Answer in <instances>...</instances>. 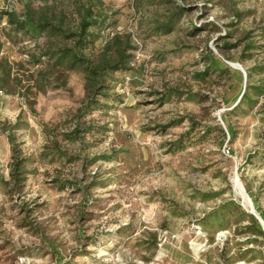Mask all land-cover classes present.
<instances>
[{
  "label": "rangeland",
  "instance_id": "rangeland-1",
  "mask_svg": "<svg viewBox=\"0 0 264 264\" xmlns=\"http://www.w3.org/2000/svg\"><path fill=\"white\" fill-rule=\"evenodd\" d=\"M82 3L0 0V264H264L237 190L264 211V0L93 1L104 28L86 53L114 32L134 50L86 114L83 71L38 57L71 39L14 30L3 14L45 6L74 32ZM211 52L251 77L213 72ZM244 86L250 100L233 108ZM9 131L23 183L10 178Z\"/></svg>",
  "mask_w": 264,
  "mask_h": 264
},
{
  "label": "trees",
  "instance_id": "trees-1",
  "mask_svg": "<svg viewBox=\"0 0 264 264\" xmlns=\"http://www.w3.org/2000/svg\"><path fill=\"white\" fill-rule=\"evenodd\" d=\"M93 1L96 0H86V3L80 4L78 14L79 19L77 28L74 32H71L69 29H61L59 26H57V24L51 19V13H49L50 8H45V6L39 7L38 9L28 6L25 9V15L23 18H19L14 11L3 12L7 18L8 24L14 30H21L32 34L46 32L51 35H59L62 38L71 39L72 43L70 46L61 49L59 48L53 53L41 52L38 54V57H47V63L52 64L53 68H60L65 71H71L75 69H80L83 71L87 101L85 104V109L82 111L84 114L87 113L86 110L89 109L91 104L92 106L97 105L98 100L93 98L94 94L103 93L104 96L107 95L104 91H106L108 88L107 78L111 73L130 69L129 63L132 57L131 51L134 50L132 39L129 33L114 32L105 40L104 44L96 54L88 55L86 53V49L93 45L94 42L99 38V33H94L92 28L98 27L99 25H101L100 30L104 28V26H102L104 19L98 17L95 14ZM162 26L169 30L172 25L171 22L165 21ZM222 46H230V44L225 43ZM250 48L251 44L246 45L247 50H250ZM218 53L221 56L223 55L221 52ZM38 57L35 62L39 61ZM209 59V65L211 66L213 72H229L231 75H239L242 82L245 81L243 73L228 64V58L223 56L220 58L218 55L211 52ZM246 74L248 78L251 77L250 72L246 71ZM9 77L10 74L7 73L4 66L0 65V79L2 81H6ZM63 82H65V80H63ZM99 90L102 92H97ZM248 99L250 100V96L249 93L245 91L244 86L230 102H232L231 105L233 108H239L240 104L247 101ZM222 121L225 125L228 138H234L235 131L231 124L228 123L225 115H222ZM85 128L86 127H84V129ZM79 130L80 128L78 127L71 132L72 136L69 137L70 141H74L78 137L77 133ZM7 137L11 144L12 150L10 178L15 182L23 183L26 179V171L24 169L26 159L25 157H21L20 150L17 148V143H15V138L10 131L8 132ZM223 140H225V138ZM66 183L71 187L77 186L73 182ZM248 193L252 199L256 212L264 221V211L259 206L253 194H250V192ZM224 208L240 209L239 205L232 201L227 202L224 205ZM248 213L245 211L241 212L243 216L250 218L251 223L249 225V230L251 234L260 235L263 238L262 244L264 247V230L262 229L259 221L252 214L247 215Z\"/></svg>",
  "mask_w": 264,
  "mask_h": 264
},
{
  "label": "water",
  "instance_id": "water-1",
  "mask_svg": "<svg viewBox=\"0 0 264 264\" xmlns=\"http://www.w3.org/2000/svg\"><path fill=\"white\" fill-rule=\"evenodd\" d=\"M228 64L231 67H234L233 64H231V63H228ZM234 68H236V67H234ZM240 71L243 73L244 80H246V73L242 69H240ZM241 96H242V94H241ZM236 179H237V181H239V178L237 176H236ZM248 201H249V205H250V211H248V212L250 214H252L259 221V223L262 226V229L264 230V221L262 220V218L260 217V215L256 212L252 201L251 200H248Z\"/></svg>",
  "mask_w": 264,
  "mask_h": 264
},
{
  "label": "bare ground",
  "instance_id": "bare-ground-1",
  "mask_svg": "<svg viewBox=\"0 0 264 264\" xmlns=\"http://www.w3.org/2000/svg\"><path fill=\"white\" fill-rule=\"evenodd\" d=\"M233 181H234V183L236 184V186L237 187H239L240 185H239V182L237 181V179L235 178V177H233ZM240 189V190H239ZM236 190V189H235ZM237 190H239L238 191V195L240 196V197H242L243 198V200H244V203H245V205L247 206V211H250V205H249V202H248V199H247V197H246V195L244 194L245 192L241 189V188H238ZM200 244V243H199ZM199 244H193L194 245V249H195V253H197L199 250H200V246H199ZM201 245V244H200Z\"/></svg>",
  "mask_w": 264,
  "mask_h": 264
},
{
  "label": "built area",
  "instance_id": "built-area-1",
  "mask_svg": "<svg viewBox=\"0 0 264 264\" xmlns=\"http://www.w3.org/2000/svg\"><path fill=\"white\" fill-rule=\"evenodd\" d=\"M166 240V238L164 237V241Z\"/></svg>",
  "mask_w": 264,
  "mask_h": 264
}]
</instances>
